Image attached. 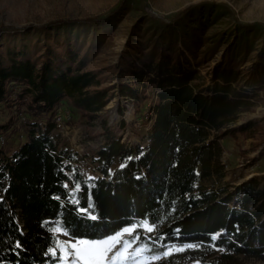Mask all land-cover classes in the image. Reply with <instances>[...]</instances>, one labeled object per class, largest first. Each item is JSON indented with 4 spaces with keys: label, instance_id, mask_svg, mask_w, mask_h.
Wrapping results in <instances>:
<instances>
[{
    "label": "trees",
    "instance_id": "16d2710c",
    "mask_svg": "<svg viewBox=\"0 0 264 264\" xmlns=\"http://www.w3.org/2000/svg\"><path fill=\"white\" fill-rule=\"evenodd\" d=\"M131 10V0H120L90 20L0 25V118L10 115L0 122V264H54L59 230L98 241L142 224L157 233L149 254L174 249L160 264L264 260L263 181L222 183L225 137L256 136L257 122L235 125L264 89V59L247 81L242 71L249 35L264 23L240 21L213 1L146 15L115 66L89 69ZM226 13L244 35L210 68L223 44L204 35ZM118 97L134 120L123 108L116 124L102 126L92 155L98 174L89 177L62 147L58 118L69 110L70 120L76 113L91 124ZM17 128L29 139L7 151Z\"/></svg>",
    "mask_w": 264,
    "mask_h": 264
},
{
    "label": "rangeland",
    "instance_id": "374dc122",
    "mask_svg": "<svg viewBox=\"0 0 264 264\" xmlns=\"http://www.w3.org/2000/svg\"><path fill=\"white\" fill-rule=\"evenodd\" d=\"M120 0H0V25L22 27L27 25H44L57 20H90L96 16L105 14L110 8L117 5ZM213 1L226 3L235 10L240 21L246 23H264V0H148L149 8L141 0H131V12L119 23L118 27L109 38L106 46L89 66V69H110L118 63L121 52L126 48L129 37L136 23L146 15H154L159 18L178 12L192 4ZM235 23L228 13L223 14L205 33L208 42L214 43L221 40L222 53L209 64L210 68L222 62L223 53L231 44L241 40L244 33L235 30ZM249 35V34H248ZM252 48L243 64V79L248 80L249 72L255 65H260L264 59V32L251 33L249 35ZM245 52L242 53V58ZM208 69L202 71L205 76ZM247 74V75H246ZM242 82V85L245 84ZM258 94L257 105L254 113H243L235 126L257 122L255 138L246 139L240 136L236 141L232 137H225L224 162L227 176L222 183L232 182L241 184L246 180L258 177L264 183V158H259L264 152V89H256ZM126 108L127 122L134 120V111L123 99L118 97L112 101L103 111L102 117L91 124L79 120L76 113L70 120L71 113L65 110L67 117L61 122L58 132L62 147H67L79 157L76 167L81 168L89 177H96L97 171L92 164V155L102 145L100 136L103 125L116 124L120 120L121 109ZM10 115L0 118L4 123ZM69 118V119H68ZM71 121V125H67ZM68 122V123H67ZM5 150L18 149L28 141V135L24 129L6 136ZM127 141V137L125 138ZM1 144L2 141H1ZM245 152V154H243ZM222 183L217 182L218 186ZM59 245L52 254L59 260L54 264H160L174 249L168 250L165 256L151 255L148 253L150 242L156 246L154 238L157 233L153 227L147 224L141 226L126 227L125 230L111 238L93 241L89 239H73L62 230L57 231ZM150 245V246H151ZM185 257L189 254L185 253ZM201 264V263H192ZM229 264H264L262 259L239 257Z\"/></svg>",
    "mask_w": 264,
    "mask_h": 264
},
{
    "label": "built area",
    "instance_id": "2783aa9c",
    "mask_svg": "<svg viewBox=\"0 0 264 264\" xmlns=\"http://www.w3.org/2000/svg\"><path fill=\"white\" fill-rule=\"evenodd\" d=\"M65 115H66V118L69 117L67 114H65ZM64 120H65L64 117H59V118H58V122H59V123L63 122ZM1 141H2V143L4 144V140H1Z\"/></svg>",
    "mask_w": 264,
    "mask_h": 264
}]
</instances>
